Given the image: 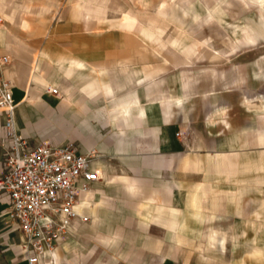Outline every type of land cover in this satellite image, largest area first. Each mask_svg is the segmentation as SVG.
<instances>
[{
	"label": "crops",
	"instance_id": "0c3cea01",
	"mask_svg": "<svg viewBox=\"0 0 264 264\" xmlns=\"http://www.w3.org/2000/svg\"><path fill=\"white\" fill-rule=\"evenodd\" d=\"M192 1L181 12L118 0L121 12L134 15L113 21L104 17L105 0H85L77 11L84 21L70 12L83 0L52 2L46 13L24 1L9 14L0 7L7 22L0 55L11 62L2 75L12 84L19 136L72 145L101 176L77 195L79 218L53 252L57 264H249L227 258V239L264 235L257 175L264 151L257 159L256 146L264 144V52L243 49L264 41V0ZM217 9L232 21L258 14L242 36L219 40L209 26ZM42 15L46 32L29 36ZM166 22L175 25L167 30ZM232 42L243 48L231 52ZM1 122L0 111V135ZM2 166L0 148V173ZM240 171L249 172L250 195L232 192L242 187L232 183ZM9 202L0 197V264H27L20 233L2 220ZM248 250L256 253L252 264H264V248Z\"/></svg>",
	"mask_w": 264,
	"mask_h": 264
},
{
	"label": "built area",
	"instance_id": "2783aa9c",
	"mask_svg": "<svg viewBox=\"0 0 264 264\" xmlns=\"http://www.w3.org/2000/svg\"><path fill=\"white\" fill-rule=\"evenodd\" d=\"M10 63L8 55H0V197L10 200L2 220L20 233L21 254L27 264H57L53 252L69 232L70 223L79 218L74 212L76 197L88 192L101 176L90 166L91 156L76 152L72 145L30 142L19 136L12 84L2 75ZM45 91L57 94L55 88ZM177 137L186 139L183 132Z\"/></svg>",
	"mask_w": 264,
	"mask_h": 264
},
{
	"label": "rangeland",
	"instance_id": "374dc122",
	"mask_svg": "<svg viewBox=\"0 0 264 264\" xmlns=\"http://www.w3.org/2000/svg\"><path fill=\"white\" fill-rule=\"evenodd\" d=\"M3 1L4 0H1V2H3ZM23 1H24V3H26V5H28V4H34V5H36L37 4V5H40V6H44L47 9L45 11V13L48 12L49 7H53L54 6L53 3L58 2V0H23ZM23 1L22 0H13V6H12L13 9L20 10L19 7H21V5L23 4ZM84 1L85 0H83V2H82L81 5H79V4L72 5L71 8H70L71 15L75 16L77 19L83 20V18H81L79 16V14H77V11L80 10V8L82 7ZM204 1L205 0H203V2ZM235 1H237V0H235ZM50 3H51V6H49ZM236 3L237 2L233 3V6L231 8L234 9V10L236 9V11H237L238 9H237V4ZM192 4H193V1L192 0H148V5L145 6V5H143L141 3V8L143 9V8L150 7V8H153L154 9V8H158L159 7V9H163V10H165V9H167V10H169V9H177L178 11L184 12ZM61 6H62V2H61V5H59V7H61ZM250 7H248V8H250V10H251L253 8V6H250ZM255 9H257V8H255ZM233 13H234V15L235 14L239 15L240 12H238V13L233 12ZM123 14H131V15H134V14H132L130 12H128V13L121 12L118 9V0H105V12H104L105 19H107L109 21L117 20ZM201 14H203V12ZM257 14L258 13L253 10V11H250V13L242 16L241 19L238 18V19H235V21L234 20L232 21L231 19H229L225 15L222 16L223 15L222 14V11L221 10H218L217 13H216V19H217L216 22H217L218 25L217 24H210L209 26H210V28H213V34L219 40L224 39V38L229 39V36L228 35L232 36L233 38H236V37L242 36V30H244L245 28H247V27H249V26L252 25V20L255 21L257 19ZM201 17H203V16L201 15ZM0 19H1V23H0L1 29L6 28V27H2L3 25L6 26L7 25L6 24L7 22L5 21V18L1 14H0ZM58 21H62V17L59 18ZM220 21L223 23V26L227 28L228 32H226L222 28V25L219 26V24H220L219 22ZM231 22H233L234 25H237V28L235 30H230L229 27H231V25H226V23L227 24L228 23L231 24ZM166 23H167L166 24L167 25L166 26L167 27V30L168 29H172L170 25H175V24L168 23V22H166ZM10 24L12 25V23H10ZM32 25H33V30H32L33 32L29 36H32L35 32H37V28H40L43 32H46L45 31V28H46V25H47V20L43 16L41 18L34 19L32 21ZM205 26H208V25H205ZM86 27H87L88 30L97 31V30H94V28L91 26V23L90 22L86 23ZM166 27H164V29ZM175 27H177V26H175ZM194 27H197V26L194 25ZM177 28L180 29V31L182 32L183 35L190 36L191 33L189 34L190 30H188V28H180V27H177ZM233 31H236V32L233 33ZM201 35L202 34H199V36H198V38L200 40L203 39V37ZM162 42H164L163 44H165V47H163V49L167 50L168 55L169 56L174 55L171 52V49L167 46L168 44L163 39H162ZM191 43L192 42H190V44ZM177 44L178 43L176 41H173L171 43V46L170 47L175 46ZM190 44L188 46H190ZM235 44H236V42H234L233 44H230L229 45L228 49L231 52H236L237 49L243 48V47H240V48L239 47H236ZM205 45H206V47H208V45H207L206 42H205ZM243 49H247V50H244L245 52H251V51L264 52V41L259 42L255 46H251L250 49H248V48H243ZM211 53L212 52H211V49H210V54ZM254 74H253V77H257V79H258L259 75H254ZM250 84L253 86V89L254 90L257 88V85H255V84H257V82L254 79H252V81H251ZM256 146H258V149H257L258 150L257 151V159H261V158L263 159V156H260L259 153L262 152V151H264V144H260L259 141H257V145ZM242 156L248 157L247 154L242 155ZM263 163H264V161H263ZM251 165H253V164H251ZM257 175L259 177V182H258V184H259V190L258 191L260 192V195L261 196H264V187H262V186H264V171H259L258 170ZM235 176H236L235 178H237V179L236 180L233 179L232 180V183H237V185H241V183H242V187L240 188L241 190L240 189H234L235 191L233 190L232 192H237L238 193V192L241 191L242 192V195H250V192H249L250 191V188H246L250 184V182H249L250 181L249 172L248 171H240V173L236 174ZM227 182H229V181H227ZM222 192H225V191H222ZM227 192L228 193H231L229 191V189L227 190ZM240 197H241V195H240ZM89 224H87L86 226H89ZM66 235L63 237V239L66 237ZM204 238H205V236H203V239L201 241V244H205V247H201L200 248L201 250L199 252V253H201V259H202L201 261L202 262L207 257L206 252H205L206 251L205 248L207 246V244H206V241L207 240H204ZM255 245L256 246H259V248H264V235L258 236L256 238L249 237V236L248 237L247 236L246 237H243L241 240H239V243L238 244H235L232 239H227L226 245H225V247H226V251L225 252H226L227 258L230 257L233 263H239V261L242 262L243 260H245L247 263L252 264L255 261V259H256V253L251 252V250H248V249L249 248H253L254 249V246ZM190 253H188L189 256H190ZM216 262L217 263L218 262H224V260L216 257ZM205 264H213V261L211 262L208 259H206L205 260Z\"/></svg>",
	"mask_w": 264,
	"mask_h": 264
},
{
	"label": "bare ground",
	"instance_id": "6f19581e",
	"mask_svg": "<svg viewBox=\"0 0 264 264\" xmlns=\"http://www.w3.org/2000/svg\"><path fill=\"white\" fill-rule=\"evenodd\" d=\"M12 6H13V0H4L3 2H1L0 0V7H2V9L5 11V14H9V11L13 9ZM5 17L10 18L9 15H5Z\"/></svg>",
	"mask_w": 264,
	"mask_h": 264
}]
</instances>
